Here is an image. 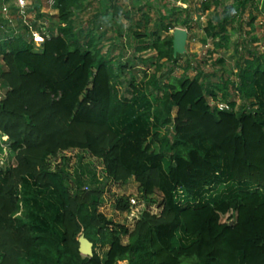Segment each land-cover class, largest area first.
Segmentation results:
<instances>
[{
	"label": "trees",
	"instance_id": "obj_1",
	"mask_svg": "<svg viewBox=\"0 0 264 264\" xmlns=\"http://www.w3.org/2000/svg\"><path fill=\"white\" fill-rule=\"evenodd\" d=\"M43 1L34 10L46 22ZM83 1L56 0L58 22L36 48L27 28L16 35L5 24L0 0V132L11 143L0 168V264H264V51L248 47L235 78L213 82L199 66L174 82L154 74L150 100H131L119 88L129 66L117 68L102 37L76 25ZM234 1L208 24L216 48L229 47L228 27L253 0ZM181 11L166 16V31L192 28L191 9ZM151 38L138 49L173 71L174 36ZM71 149L102 159L106 177L89 166L52 169L49 159ZM131 179L148 203L133 228L100 210L108 186ZM133 206L116 202L122 212Z\"/></svg>",
	"mask_w": 264,
	"mask_h": 264
},
{
	"label": "rangeland",
	"instance_id": "obj_2",
	"mask_svg": "<svg viewBox=\"0 0 264 264\" xmlns=\"http://www.w3.org/2000/svg\"><path fill=\"white\" fill-rule=\"evenodd\" d=\"M204 1L84 0L80 7L74 10V20L83 34L86 35L89 29H93L102 37L103 52L106 56L114 58L117 68L129 66L125 69L126 72L121 73L119 83L121 94L131 100L132 98H145L149 101V81L154 74H157L164 83L174 82L185 74L194 77L197 74L196 68L199 66L206 74L207 79L215 82L219 81L221 76L228 77L230 74H236L239 61L248 57L246 50L248 47L264 51V0L249 2L242 13L243 22L235 21L228 27L230 35L228 48H216L211 36L212 31H208L207 28L210 20H214L217 13H222L226 4L232 5L235 1L218 0V4L217 0H210V9L203 10ZM28 3L31 6L32 20H41L34 10L35 0H28ZM188 8L191 9L192 28L178 23L169 32L164 29V24L170 23L166 16H169L172 10L182 18L185 14L181 10ZM42 13L51 17L46 21L49 28L53 23L58 22V11L51 10L45 5ZM253 15L257 18L254 25L251 26L249 22ZM147 16L150 17V21ZM177 29L188 32L185 48L178 52L180 54L179 61L173 71L170 65H167L168 63L158 69L157 52L153 49L139 50L138 48L152 42V32H159L162 37H166L174 36ZM2 34L4 33H1L0 37L4 36ZM161 64H165V61H162ZM188 65L192 66L190 70H186ZM232 77L235 78L234 75ZM133 82L134 87L130 84ZM152 90L155 88L152 87ZM239 104H242L241 100H239ZM139 107L144 108L140 104ZM3 144V151H0V168L10 162L11 143L6 139ZM49 164L52 169L63 168L70 172H74L78 168L80 170L87 169L83 166H89L90 170L96 173L98 179L106 177L103 160L93 156L87 150L71 149L60 152L57 156L49 159ZM87 174L91 173L87 172ZM228 186H230L229 183L225 184L221 192L227 191ZM122 196L130 197L136 201L131 210L122 212L117 209L116 202ZM141 196L139 184L134 179H131L127 184L111 183L100 210L116 223L133 228L136 220L148 208V203ZM151 209L158 212V204H154ZM123 241L127 243L128 237L124 236ZM98 251L104 254L105 249L98 248Z\"/></svg>",
	"mask_w": 264,
	"mask_h": 264
},
{
	"label": "built area",
	"instance_id": "obj_3",
	"mask_svg": "<svg viewBox=\"0 0 264 264\" xmlns=\"http://www.w3.org/2000/svg\"><path fill=\"white\" fill-rule=\"evenodd\" d=\"M47 5L51 10L58 11L56 6V0H44L41 5V12L43 7ZM31 6L28 0H2L1 4V14L3 19L6 21V25L14 30V34H19L21 28L25 27L28 29V35L32 39L36 48L41 47L46 39V33L48 30L47 22L42 20H32L31 18ZM38 16V15H37ZM39 22V23H38ZM36 23L38 26L36 27ZM24 31V30H23ZM22 31V32H23ZM4 95V91L0 85V95ZM0 97V100L2 99ZM221 108L225 107L224 104L220 105ZM7 138L2 132H0V143L4 147L3 141ZM132 203L135 204L136 201L132 199Z\"/></svg>",
	"mask_w": 264,
	"mask_h": 264
},
{
	"label": "water",
	"instance_id": "obj_4",
	"mask_svg": "<svg viewBox=\"0 0 264 264\" xmlns=\"http://www.w3.org/2000/svg\"><path fill=\"white\" fill-rule=\"evenodd\" d=\"M188 39V32L183 29H177L174 34V47L176 53L182 51L185 48L186 41ZM81 251L85 255H91L93 253V245L86 238L82 239Z\"/></svg>",
	"mask_w": 264,
	"mask_h": 264
}]
</instances>
